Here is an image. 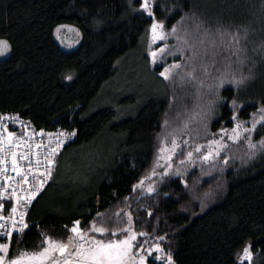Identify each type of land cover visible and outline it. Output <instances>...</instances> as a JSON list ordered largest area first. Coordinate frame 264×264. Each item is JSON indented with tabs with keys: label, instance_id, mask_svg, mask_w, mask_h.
Returning <instances> with one entry per match:
<instances>
[{
	"label": "trees",
	"instance_id": "trees-1",
	"mask_svg": "<svg viewBox=\"0 0 264 264\" xmlns=\"http://www.w3.org/2000/svg\"><path fill=\"white\" fill-rule=\"evenodd\" d=\"M144 3L0 0V40L11 47L0 59V114L76 135L56 155L50 183L34 199L28 228L14 235L10 258L39 250L46 238L66 241L77 221L84 233L93 224L106 229L92 238H119L127 212H134L136 226L163 248L147 264H264V149L246 161L224 153L210 167L195 164L198 190L209 194L205 205L188 190L191 180L181 178L167 180L138 208L135 194L157 159L181 76L173 71L165 78L166 69L183 63V72L191 60L195 80L208 89L212 66L221 72L218 84L225 73L217 95L200 91V102L212 101L209 136L251 126L264 109V0H147L148 10ZM154 23L163 26L168 47L155 63ZM61 25L80 30L74 50L56 40ZM187 36L200 38L202 55ZM255 135L264 139V121Z\"/></svg>",
	"mask_w": 264,
	"mask_h": 264
},
{
	"label": "rangeland",
	"instance_id": "rangeland-1",
	"mask_svg": "<svg viewBox=\"0 0 264 264\" xmlns=\"http://www.w3.org/2000/svg\"><path fill=\"white\" fill-rule=\"evenodd\" d=\"M144 8L148 10V6H144ZM153 25L161 24L154 23ZM153 25L150 31V56L155 63L159 61L161 53L168 47L164 42L165 31L163 26L157 27L155 31H153ZM204 34L205 33H203L202 36ZM55 38L61 48L71 51L77 48L81 39V32L75 26L61 25L55 30ZM185 38L194 40L190 42L192 49L189 48L194 50L193 48L196 46L197 55H202L201 53H204V50L200 47V38L194 36H187ZM7 44L9 46L8 50L4 52L3 55H0V59L6 58L11 52V47L8 42ZM209 55L207 58H209ZM182 65L183 63H181L178 68L172 67L166 69L168 70L167 76H171L174 72L181 76L179 80H177V91H173V102H171L168 112L164 116L162 127L159 132L157 159L135 187L136 199L138 200V203H136L137 208L144 202L145 197L152 196L163 183L165 184L167 180H172V178H181L186 183L191 180L192 184L189 186L188 190L194 194L193 197L195 196L201 200L202 205H205V203L209 201V194L201 195L200 190H198L199 182L195 179V177L198 176L192 175V168L195 164H199L204 168L209 166L208 163L211 159L218 158L224 153L227 155H236L241 158H243L244 155L246 158L243 160L246 161L250 159L248 156L250 153L255 151L258 153L262 149L260 145L264 139L257 140L255 132L257 130H262V122L264 121L263 112L255 114L251 121V126H248V123H246V125L242 124L232 129H223L219 131L217 135L209 136V127L213 121V113L212 110L210 112L208 110L210 109L209 103L212 101H206L208 103H204L203 101L200 102V91L205 90L206 94L209 92L211 95H217L222 88L223 78L226 77V75L224 73L221 76L222 78L220 79L219 85L215 81L214 76H219L218 74L221 72L217 69L216 65L212 66L211 69L213 74L210 73L208 75V77H210L208 89L204 83L195 80L196 73L192 69V65L195 66V64L192 63L191 60H186L183 72ZM173 142H175V146ZM251 145H256V147L253 148ZM162 149L163 151H161ZM197 149H199V151H197ZM189 153H191V157H189ZM205 156L208 157L207 160L204 159ZM240 160L241 159H239V161ZM188 212L190 211L188 210ZM126 215L127 220H123L122 229H120L123 235L119 238L109 240L119 242L120 240L128 239L130 235H135L136 238L131 241V248L129 249L128 256L125 258V264H147V260L152 256H156L159 259L163 253L162 246L160 244H153L154 241L150 238V235L140 230L141 227L136 226L134 212L133 214L127 212ZM77 222H74L72 228L76 226L78 232L72 233V229L70 228V236L66 241H56L51 238H46L39 250L19 251L15 253L12 258H10L8 250L2 255V257L6 256V260L3 264H10L13 260H19L21 264H54L55 260L59 264L62 262L61 257H64L65 261L67 259L75 260L72 264H88L86 257L89 254V243L86 241L92 239L100 240L98 238H92V236L101 233L92 230L93 227H98L93 224L88 232L82 233L86 240H80L79 234L82 228L80 222ZM124 229L128 231H124ZM105 232L103 234H105ZM118 233L120 232H115L116 235ZM141 233H143V235H141ZM69 239H72V244L63 252L61 257L59 256V251H49L48 255L42 260L31 258L33 255L41 253L46 248H49L50 243L67 244ZM81 244L84 245L82 249L80 248ZM0 252L2 253V251ZM81 252H83L84 255H81ZM24 253L27 255L22 257L21 254Z\"/></svg>",
	"mask_w": 264,
	"mask_h": 264
},
{
	"label": "built area",
	"instance_id": "built-area-1",
	"mask_svg": "<svg viewBox=\"0 0 264 264\" xmlns=\"http://www.w3.org/2000/svg\"><path fill=\"white\" fill-rule=\"evenodd\" d=\"M75 138L61 126L39 130L17 114H0V240L7 251L28 228V212L50 183L56 155Z\"/></svg>",
	"mask_w": 264,
	"mask_h": 264
},
{
	"label": "snow or ice",
	"instance_id": "snow-or-ice-1",
	"mask_svg": "<svg viewBox=\"0 0 264 264\" xmlns=\"http://www.w3.org/2000/svg\"><path fill=\"white\" fill-rule=\"evenodd\" d=\"M145 7H147V0H145ZM157 27H162V25H153V31H155V29ZM175 31V30H173ZM238 42V41H237ZM8 44L6 41H0V55H3L4 52H6L8 50ZM180 65H173L174 68H178ZM167 72L168 70H165L164 73H162V75L165 76V78H167ZM235 83L237 85L243 84L244 81L243 80H238L235 81ZM262 112H264V109L261 110ZM239 127V126H238ZM174 146H175V142ZM251 147L255 148L256 145H251ZM260 147L262 149H264V141L261 142ZM163 151V149L161 150ZM197 151H199V149H197ZM189 157H191V153H189ZM205 160L208 159L207 156L204 157ZM13 212H15V209H13ZM78 223V222H77ZM27 225H24V227H26ZM22 230V229H21ZM95 232H99L101 234H103L106 229L104 228H98V227H93L92 229ZM124 231H128L127 229H124ZM72 232L76 233L78 232V228L76 226H74L72 228ZM115 234V233H113ZM141 235H143V233H141ZM135 235H130L128 237V239L125 240H120L119 242H114V241H102V240H95L92 239L90 241H86L89 243V249H88V256L86 257L88 260V264H125V258L128 256L129 253V249L131 248V241L135 240ZM79 239L80 240H86L85 236L80 233L79 234ZM72 244V239H69L67 244H54V243H50L49 248H46L43 252L41 253H37L35 255H33L31 258L32 259H43L44 257H46L49 253V251H59L61 253H63L64 251H66L68 249V247ZM84 247L83 244L80 245V248L82 249ZM0 251L3 252H7V245H0ZM27 254H21V256H26ZM81 255H84L83 252H81ZM4 259V257L0 256V262H2ZM10 264H21V262L19 260H13L10 262ZM54 264H58V262H56L54 260Z\"/></svg>",
	"mask_w": 264,
	"mask_h": 264
},
{
	"label": "crops",
	"instance_id": "crops-1",
	"mask_svg": "<svg viewBox=\"0 0 264 264\" xmlns=\"http://www.w3.org/2000/svg\"><path fill=\"white\" fill-rule=\"evenodd\" d=\"M72 231V230H71ZM81 233H84L83 230H80ZM73 233V232H72ZM62 262L59 263V264H72V262H74L75 260H71V259H67L66 261L65 260H61Z\"/></svg>",
	"mask_w": 264,
	"mask_h": 264
},
{
	"label": "water",
	"instance_id": "water-1",
	"mask_svg": "<svg viewBox=\"0 0 264 264\" xmlns=\"http://www.w3.org/2000/svg\"><path fill=\"white\" fill-rule=\"evenodd\" d=\"M63 253L59 252V256L61 257ZM62 260H64V257H61Z\"/></svg>",
	"mask_w": 264,
	"mask_h": 264
}]
</instances>
